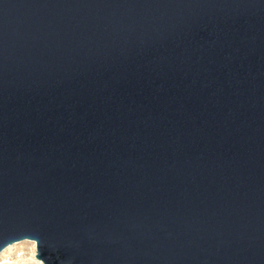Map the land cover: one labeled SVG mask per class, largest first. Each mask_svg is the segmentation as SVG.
<instances>
[{"label": "water", "instance_id": "water-1", "mask_svg": "<svg viewBox=\"0 0 264 264\" xmlns=\"http://www.w3.org/2000/svg\"><path fill=\"white\" fill-rule=\"evenodd\" d=\"M264 264V0H0V253Z\"/></svg>", "mask_w": 264, "mask_h": 264}, {"label": "rangeland", "instance_id": "rangeland-1", "mask_svg": "<svg viewBox=\"0 0 264 264\" xmlns=\"http://www.w3.org/2000/svg\"><path fill=\"white\" fill-rule=\"evenodd\" d=\"M9 247L5 249L6 252L4 250L0 253V255L2 254L0 264L5 263L7 259H10L9 264H42L35 258L36 246L34 242L23 241Z\"/></svg>", "mask_w": 264, "mask_h": 264}, {"label": "bare ground", "instance_id": "bare-ground-1", "mask_svg": "<svg viewBox=\"0 0 264 264\" xmlns=\"http://www.w3.org/2000/svg\"><path fill=\"white\" fill-rule=\"evenodd\" d=\"M9 248H11V247H9ZM8 250V249H7ZM4 252H6V250L4 251ZM4 252H3V254H4ZM2 255V254H1ZM0 255V256H1ZM9 262H10V259H7L6 261H5V263H3V264H9Z\"/></svg>", "mask_w": 264, "mask_h": 264}]
</instances>
